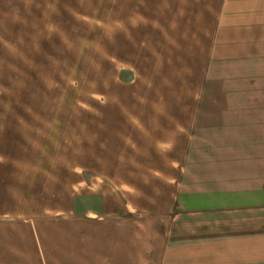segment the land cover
<instances>
[{
    "label": "rangeland",
    "instance_id": "rangeland-1",
    "mask_svg": "<svg viewBox=\"0 0 264 264\" xmlns=\"http://www.w3.org/2000/svg\"><path fill=\"white\" fill-rule=\"evenodd\" d=\"M157 13V0H0V264H109L88 234L146 214L158 174L182 170L167 121L227 86L164 66Z\"/></svg>",
    "mask_w": 264,
    "mask_h": 264
},
{
    "label": "crops",
    "instance_id": "crops-1",
    "mask_svg": "<svg viewBox=\"0 0 264 264\" xmlns=\"http://www.w3.org/2000/svg\"><path fill=\"white\" fill-rule=\"evenodd\" d=\"M157 10L164 66L207 69L227 89L196 94L200 108L167 121L168 162L182 170L158 174L163 194L146 214L87 232L91 251L109 264H264V0H157Z\"/></svg>",
    "mask_w": 264,
    "mask_h": 264
}]
</instances>
